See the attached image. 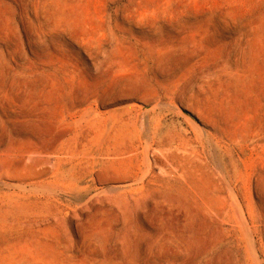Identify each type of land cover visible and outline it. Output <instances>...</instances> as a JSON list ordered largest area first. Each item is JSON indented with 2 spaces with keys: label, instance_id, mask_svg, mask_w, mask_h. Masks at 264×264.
Returning a JSON list of instances; mask_svg holds the SVG:
<instances>
[{
  "label": "rangeland",
  "instance_id": "1",
  "mask_svg": "<svg viewBox=\"0 0 264 264\" xmlns=\"http://www.w3.org/2000/svg\"><path fill=\"white\" fill-rule=\"evenodd\" d=\"M0 264H264V0H0Z\"/></svg>",
  "mask_w": 264,
  "mask_h": 264
},
{
  "label": "bare ground",
  "instance_id": "2",
  "mask_svg": "<svg viewBox=\"0 0 264 264\" xmlns=\"http://www.w3.org/2000/svg\"><path fill=\"white\" fill-rule=\"evenodd\" d=\"M106 126H108V125H106ZM106 126H105V128H106ZM104 132H105V130H104Z\"/></svg>",
  "mask_w": 264,
  "mask_h": 264
}]
</instances>
